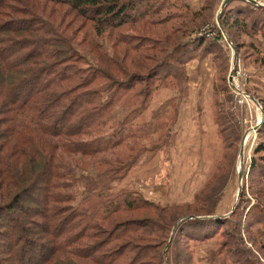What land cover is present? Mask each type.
<instances>
[{
    "label": "rangeland",
    "instance_id": "obj_1",
    "mask_svg": "<svg viewBox=\"0 0 264 264\" xmlns=\"http://www.w3.org/2000/svg\"><path fill=\"white\" fill-rule=\"evenodd\" d=\"M225 2L135 0L130 22L110 35L107 29L110 40L103 38L113 61L101 57L100 64L112 77L104 76L94 102L106 114L97 122L105 133H95V140L112 135L119 145L113 156H102L125 161L109 181L110 191L169 207L166 216L178 217L172 242L176 223L157 248L170 249V264L177 250L193 253L194 264H264V204L254 193L263 185L264 165H252L264 138V0ZM59 7L73 19L67 6ZM74 27L82 37L92 23L78 19ZM114 93L117 99L106 108ZM97 174L92 168L87 179ZM30 196L40 198L38 191ZM153 215L143 211L120 220ZM208 216L219 220L211 241L203 238ZM182 226L197 240L183 236ZM12 233L0 236L1 258ZM39 250L31 249L32 263Z\"/></svg>",
    "mask_w": 264,
    "mask_h": 264
},
{
    "label": "trees",
    "instance_id": "obj_2",
    "mask_svg": "<svg viewBox=\"0 0 264 264\" xmlns=\"http://www.w3.org/2000/svg\"><path fill=\"white\" fill-rule=\"evenodd\" d=\"M134 9L135 0H0V236L13 232L0 264L32 263L35 246L40 252L32 264H170V249L157 248L178 217L166 216L169 207L111 192L109 181L125 161L104 157L119 145L112 135L95 140V133H105L97 122L106 114L94 102L104 76L112 77L100 64L101 57L113 61L103 38L107 29L110 35L128 24ZM78 19L92 23L86 36L74 27ZM116 99V93L108 96L106 108ZM259 130L264 136V122ZM259 153L253 168L264 165V138ZM92 168L98 174L87 179ZM259 180L254 193L264 204V177ZM36 191L39 199L30 196ZM80 194L85 197L78 201ZM143 211L155 215L121 223L124 215ZM205 219L203 238L211 241L219 220ZM187 231L182 226L183 236L197 240ZM172 259L196 260L182 250Z\"/></svg>",
    "mask_w": 264,
    "mask_h": 264
},
{
    "label": "water",
    "instance_id": "obj_3",
    "mask_svg": "<svg viewBox=\"0 0 264 264\" xmlns=\"http://www.w3.org/2000/svg\"><path fill=\"white\" fill-rule=\"evenodd\" d=\"M229 0H226V2H228ZM251 1H254V0H251ZM225 2V3H226ZM225 5V4H224ZM223 5V8L222 9H224V6ZM253 99H255V98H253ZM255 101H257L256 99H255ZM263 120H264V117H263ZM262 120V121H263ZM261 121V122H262ZM243 160V159H242ZM239 177H240V179L242 178V173L240 172V174H239ZM241 188V187H240ZM208 217H211V216H208ZM189 218H191V216H189V217H186V218H182L181 220H186V219H189ZM177 225H178V222L175 224V228H174V230H173V233H172V237H171V239H170V242H172V240H173V235H174V232H175V229H176V227H177Z\"/></svg>",
    "mask_w": 264,
    "mask_h": 264
},
{
    "label": "bare ground",
    "instance_id": "obj_4",
    "mask_svg": "<svg viewBox=\"0 0 264 264\" xmlns=\"http://www.w3.org/2000/svg\"><path fill=\"white\" fill-rule=\"evenodd\" d=\"M254 129V128H253ZM251 132V131H250Z\"/></svg>",
    "mask_w": 264,
    "mask_h": 264
}]
</instances>
